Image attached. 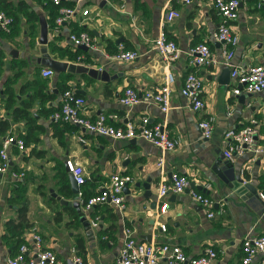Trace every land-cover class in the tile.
Listing matches in <instances>:
<instances>
[{
  "label": "crops",
  "instance_id": "1",
  "mask_svg": "<svg viewBox=\"0 0 264 264\" xmlns=\"http://www.w3.org/2000/svg\"><path fill=\"white\" fill-rule=\"evenodd\" d=\"M25 1L29 5L28 11L37 16L32 22V35L25 16H21L19 24L14 26L16 32L11 37L0 32V54L3 55L0 122L9 124L0 134V145L8 135L25 143L24 151L12 147L9 152L10 172H24L25 177L18 181L8 174L0 177V264H5V259L17 251V248L13 251L14 247L2 236L5 222L17 220L22 207L26 209V219L31 225L23 232V243L31 248L32 236L38 235L42 239V248L52 250L65 262L69 261L74 249L84 264H112L120 253L126 227L142 243L178 245L188 257L201 256L211 247L218 255L214 264H241L243 240L264 236V211H254L232 192L221 178V168L233 166L241 171L247 182L257 189L259 198V194H264V156L254 157L247 152L228 161L223 155L227 144L224 134L256 121L255 145L264 144V91L235 96L229 67H197L190 63L188 52L200 43L207 44L216 55L220 52L219 45L211 40L220 19L210 2L127 0L126 13H121L117 5L111 6L103 0H64L74 14L55 31L52 10L45 2ZM255 1L242 4L238 18L232 24L239 38L232 64L242 68L261 64L264 59V11L254 9ZM16 2L18 0H13L14 4ZM169 10L177 11L180 17L163 22V15ZM40 17L47 22L48 41L58 48L75 52L77 48L72 46L69 36L85 32L95 40L98 49L80 50L75 60H69L49 51L47 45L52 59L105 70L109 80L74 74L61 79V75L68 73L54 72L53 76L43 78L41 70L49 68L38 62L42 48L38 44ZM161 29L181 51L179 59L168 70L175 78L171 109L164 115L148 104L123 107L119 98L126 87L144 92L154 91L163 84L167 70L152 49V40ZM120 47L138 51L141 56L131 62L106 58L117 53ZM12 51L16 54L10 55ZM189 73L196 74L203 82L205 109L200 112L190 110L188 101L180 95L184 78ZM8 80L16 96L9 108L3 95ZM63 86L73 89L85 100V115L91 120L99 115L116 114L119 120L112 124L117 127L127 122L137 123L143 116L149 118L151 125L163 123L169 136L179 140L177 148L164 155V174L156 165L160 151L147 142L112 140L94 136L78 127L53 123L51 113L59 107ZM39 91L49 98L41 101L37 97L30 101ZM28 103L31 122L18 118L13 112L16 108L25 109ZM208 117H213L215 122L212 137L205 141L201 139L198 124ZM66 159H72L84 168L86 181L78 187L83 199L100 193L113 174L130 178L123 193L125 209L122 212L108 204L85 211L79 202L91 225L89 236L85 234L76 210L60 206L50 193L52 190L65 200L78 201L76 194L71 192L70 175L64 168ZM172 172L185 175L196 191L213 200V218H207L205 210L187 193L168 195L162 200L157 198L159 184ZM147 179L151 180L150 198L143 197L142 187H136L137 183H145ZM163 204H166V210L162 214ZM160 224L166 225L165 232L159 231ZM259 261L257 257L251 264H259Z\"/></svg>",
  "mask_w": 264,
  "mask_h": 264
},
{
  "label": "built area",
  "instance_id": "2",
  "mask_svg": "<svg viewBox=\"0 0 264 264\" xmlns=\"http://www.w3.org/2000/svg\"><path fill=\"white\" fill-rule=\"evenodd\" d=\"M61 0H53L54 5H59ZM82 0H76L80 2ZM107 4L117 5V10L126 13L127 0H103ZM189 3L190 0H178ZM218 15L220 22L216 30L211 35L213 43L218 44L220 52L216 55L205 43H200L188 52L190 63L194 66L230 68L231 80L235 83L232 94L240 96L242 94H258L264 91V59L261 64L242 68L232 64L235 48L239 43V38L234 31L232 24L238 18L239 7L248 0H207ZM254 9L264 11V0H256ZM74 14V10L69 7H61L58 16L54 20V30L57 31ZM180 14L175 10H169L163 15V22H171L178 19ZM13 25V18L0 12V32L10 34ZM69 40L74 48L85 47L90 51H98L95 40L87 33L71 34ZM152 49L158 54L161 62L167 70L163 84L154 91H135L131 87H126L119 103L123 107L131 108L138 104L153 105L166 115L171 109V94L175 85L174 75L168 71L175 63L181 51L172 40L167 39L161 29L159 34L152 40ZM138 51H126L119 48V51L108 58L110 61L131 62L140 57ZM78 61L80 58L77 59ZM41 76L49 78L53 76L50 69H42ZM203 82L194 73H189L184 78L180 95L189 103L190 110L200 112L205 109L202 98ZM59 107L52 115L53 123L70 125L82 129L84 132L94 136L105 137L112 140H141L157 148L161 156L157 160V167L161 174H164V155L174 151L179 145L178 139L169 136L163 123L151 125L149 118L143 116L140 120L132 123H124L122 126H114L112 122L119 120L116 114L99 115L91 120L85 115V100L78 96L71 88L62 92ZM215 119L208 117L199 122L200 136L202 140H209L212 137ZM258 125L252 121L248 126L241 129H231L224 134L226 149L223 153L228 161H232L235 155L242 156L249 152L254 157L264 156V144L255 145ZM12 147L22 152L25 143L22 139L12 135L6 136L0 145V177L9 175L12 180L18 181L25 177L24 172H10L9 152ZM66 172L72 176L77 187L85 184L84 168L72 159L64 161ZM130 181L129 177L121 174L110 176L109 182L100 193L83 199L82 192L78 189L76 194L78 201L83 205L85 211L91 210L96 205L108 204L114 206L118 212L125 209L124 189ZM189 179L180 173L172 172L159 184L157 188V198L162 200L168 195H181L187 193L191 200L200 205L206 212L207 218L215 215L214 202L204 194L191 189ZM259 198L264 201V194H259ZM166 204L160 208L163 214ZM93 226L97 225L93 223ZM159 231L165 232L166 225L160 224ZM124 240L117 259L112 264H214L217 259V252L208 247L204 253L198 257H188L178 245L168 244H146L139 242L133 237V232L129 228L123 229ZM31 248L26 243H22L16 253L5 259V264H67L60 260L57 255L49 249L42 248V239L38 235L31 238ZM242 259L241 264H251L255 258H259V264H264V236L249 237L241 244ZM71 264H84L83 259L72 249L69 258Z\"/></svg>",
  "mask_w": 264,
  "mask_h": 264
},
{
  "label": "water",
  "instance_id": "3",
  "mask_svg": "<svg viewBox=\"0 0 264 264\" xmlns=\"http://www.w3.org/2000/svg\"><path fill=\"white\" fill-rule=\"evenodd\" d=\"M241 7V5H240ZM48 25L46 20L43 17L39 18V38H38V44L42 46L40 48V58L38 59L39 64L42 67L49 68L52 70L55 74H74V75H87L92 79H97L101 81H107L109 80V77L105 70H94L89 69L82 64H73L68 62H61L58 60L52 59L48 52L46 46L48 45ZM79 50L87 51L85 47H79ZM13 53L16 54L15 51H12L10 55H13ZM243 99V97H240V100ZM222 170V180L227 185V187L234 192L238 197H240L242 200L246 201L247 204L254 210V211H264V203L261 202L258 198V191L257 189L250 183L247 182V179L245 175L236 169L233 166H224L221 168ZM70 181H71V192L72 194H77L78 187L75 184L72 176L70 175ZM137 188L142 187L144 189V195L143 197L150 198L152 195L151 191V180L147 179L145 183H137ZM191 189L194 188V185L190 184ZM126 189H124L125 192ZM50 193H52V197L55 198L59 205L62 207H70L74 208L77 212L78 219L83 227V230L87 236L91 235V225L88 221L85 219V214L81 211L80 203L79 201H69L63 199L61 196L56 195L53 193L52 190H50ZM152 206H155V203H153ZM67 264H71L69 261Z\"/></svg>",
  "mask_w": 264,
  "mask_h": 264
},
{
  "label": "trees",
  "instance_id": "4",
  "mask_svg": "<svg viewBox=\"0 0 264 264\" xmlns=\"http://www.w3.org/2000/svg\"><path fill=\"white\" fill-rule=\"evenodd\" d=\"M37 2H45V6L49 9H51L52 14L54 16V19L58 16V11L61 7H69L67 5V2L64 0L60 1V4L54 5L53 0H35ZM71 8V7H69ZM29 5L26 3L25 0H18L16 4L13 3V0H0V11H3L6 15L13 18V25L11 28L10 34L8 36H12L15 34L16 31H14V26L19 24L21 16L26 18V22L29 24L28 31L30 35H32V32L34 30V26L32 25V22H35L37 20V16L33 13L28 11ZM53 27V24L51 25ZM49 51L52 53L57 52L59 54V57L61 58H68L69 60H75L77 55L81 53V51L77 48L75 52H69L67 50H62L55 46L53 42H49L48 44ZM3 68V55L0 54V73ZM19 73H17L16 76H18ZM71 77L70 74H66L64 76H60L61 79H67ZM68 88L66 86L62 87V91L67 90ZM4 95V101L6 103V107L9 108L14 101L16 100V96L13 93V89L11 86V81L8 80L5 83V91L3 92ZM36 97H31L30 101H32L34 98H39L41 101H44V99L49 98V96L44 95L40 91L35 95ZM30 103L27 104V107L25 109H14V114L17 115L18 118H25L28 122H31V118L29 116V113L27 111V108H29ZM53 113V112H52ZM51 113V114H52ZM8 122L1 121L0 122V134L4 133L8 129ZM26 142V138H24ZM31 227L30 223L26 219V209L24 207L20 208L18 211V218L17 220H9L5 222L4 224V234L3 239L10 243L11 246L14 247L13 251L18 248L22 243V235L23 232Z\"/></svg>",
  "mask_w": 264,
  "mask_h": 264
}]
</instances>
